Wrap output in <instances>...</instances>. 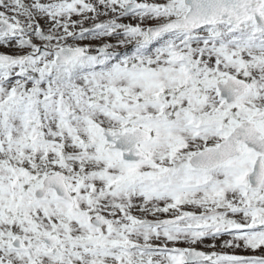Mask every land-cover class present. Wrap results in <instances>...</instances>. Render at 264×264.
Listing matches in <instances>:
<instances>
[{"label":"snow or ice","instance_id":"obj_1","mask_svg":"<svg viewBox=\"0 0 264 264\" xmlns=\"http://www.w3.org/2000/svg\"><path fill=\"white\" fill-rule=\"evenodd\" d=\"M0 264H264V0H0Z\"/></svg>","mask_w":264,"mask_h":264}]
</instances>
